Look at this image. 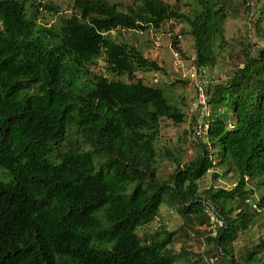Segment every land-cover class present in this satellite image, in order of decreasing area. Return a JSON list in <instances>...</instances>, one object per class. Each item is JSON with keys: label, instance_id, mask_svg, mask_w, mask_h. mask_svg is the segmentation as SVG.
Segmentation results:
<instances>
[{"label": "trees", "instance_id": "1", "mask_svg": "<svg viewBox=\"0 0 264 264\" xmlns=\"http://www.w3.org/2000/svg\"><path fill=\"white\" fill-rule=\"evenodd\" d=\"M35 1L0 0V264H176L188 259L171 247L176 230L139 235L164 204L187 225L193 217L209 224L211 209L223 222L207 238L215 255L264 264V237L234 255L239 232L264 213V44H243V66L208 88L207 140L194 141L187 163L164 152L176 168L163 178L161 119L186 115L165 86L134 80L163 67L112 35L184 20L192 62L205 71L225 47V19L239 14L233 0H192L193 16L181 11L183 0H71L74 12L57 10L51 23L34 5H57ZM258 11L253 27L264 39V3ZM102 58L119 78L93 71ZM216 165L233 172L235 185L202 195L198 181Z\"/></svg>", "mask_w": 264, "mask_h": 264}, {"label": "rangeland", "instance_id": "2", "mask_svg": "<svg viewBox=\"0 0 264 264\" xmlns=\"http://www.w3.org/2000/svg\"><path fill=\"white\" fill-rule=\"evenodd\" d=\"M125 3L131 0H123ZM170 5H175L177 0H165ZM35 2L46 3L52 2L57 5L56 9L45 11L41 6L34 5L38 8V12H42V22H53L59 10L60 15L68 16L74 12L71 7V0H36ZM237 5L239 14L229 16L224 21V37L221 43L225 47L218 48V60L213 66L205 68V73L213 77L216 83L225 81L232 72L243 66V44L249 42L252 50L264 44V39L260 37L253 27L254 17L259 13L258 8L263 6L264 0H233ZM181 11L190 15H194L195 4L192 0L180 1ZM249 10L245 12V9ZM250 11V14H249ZM252 11V12H251ZM250 15V17H249ZM188 23L183 21L172 20L167 22L156 33L158 36L157 44L154 41V34L151 30L147 32H136L121 30L119 32L113 31L112 35L119 41H124L133 44L142 50L145 57L149 60H155L163 67L164 71L143 72L136 73L137 79H142L145 83L153 82L154 76H158V85L166 87V92L171 102L178 104L184 111L186 118L183 123H174L172 120L161 119V132L157 140L156 147L159 150L160 157L158 159L157 167L160 177L167 178L176 168V163L169 160L164 152H169L173 156H181L183 162L192 160L198 151V143L192 139L191 122L189 118V106L196 97V89L191 80H187L183 74L177 70L173 60V51L177 47L174 41L177 40L179 49L184 53L190 63L195 58V46L192 37L188 34ZM155 32V31H154ZM177 36V38H176ZM256 45V46H255ZM178 49V48H177ZM106 62L104 59H99L98 62L92 66L94 72L103 73L110 79L119 78L105 70ZM195 65V64H194ZM120 79L130 81L127 76H122ZM183 81H187L184 83ZM214 84V85H215ZM207 138H202L206 141ZM226 167V166H225ZM216 175V176H214ZM236 182V176L233 172L227 171L226 168L214 166L209 172L198 181L199 191L203 195L204 190L210 186L222 187L231 189ZM258 192L256 193V197ZM214 213V212H213ZM186 219L182 217L176 209L164 204L160 208V214L152 222L143 225L139 229V235L150 239L156 232L166 228L168 231H177L176 238L171 245L173 249L179 252L184 249V258L176 264H206L207 260L217 253L215 244L208 241V237L214 236L210 228H216V225L211 226V223L205 224L197 218L193 217V221L187 225ZM210 221H213L210 216ZM211 226V227H209ZM264 237V213L256 216L254 223L246 231L239 232L237 238L234 240V255L236 259L247 249L258 244ZM216 264H228L224 258H219Z\"/></svg>", "mask_w": 264, "mask_h": 264}, {"label": "built area", "instance_id": "3", "mask_svg": "<svg viewBox=\"0 0 264 264\" xmlns=\"http://www.w3.org/2000/svg\"><path fill=\"white\" fill-rule=\"evenodd\" d=\"M152 33L154 34V41L157 44L158 42L156 39H158V36L156 33ZM173 57V62L177 70L180 71L187 80H191L196 89V97L189 106V118L193 123L192 139L194 141H198L199 139L205 137L208 130V117L211 115V105L208 101L207 90L211 85L216 83V80L213 77L206 75L203 69H199L194 64L190 63L178 49H174ZM158 82L159 78L156 75L154 76L153 83ZM248 202L256 208V205L252 201ZM206 211L213 220L210 221V223L213 222V225H216L215 227H217V225H223V222L218 218V216H216L215 212L213 213V211L209 208H207ZM215 229L216 228H210L209 230H213L214 232L212 233L215 234ZM218 260L219 256L214 255L207 260L206 264H216Z\"/></svg>", "mask_w": 264, "mask_h": 264}]
</instances>
